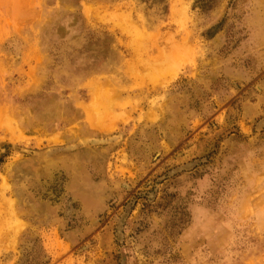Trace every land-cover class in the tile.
<instances>
[{
    "label": "rangeland",
    "instance_id": "obj_1",
    "mask_svg": "<svg viewBox=\"0 0 264 264\" xmlns=\"http://www.w3.org/2000/svg\"><path fill=\"white\" fill-rule=\"evenodd\" d=\"M1 198L0 264H264V0H0Z\"/></svg>",
    "mask_w": 264,
    "mask_h": 264
},
{
    "label": "bare ground",
    "instance_id": "obj_2",
    "mask_svg": "<svg viewBox=\"0 0 264 264\" xmlns=\"http://www.w3.org/2000/svg\"><path fill=\"white\" fill-rule=\"evenodd\" d=\"M176 12V7H172V14ZM143 31H141L142 33ZM173 48L169 49L164 55V57H155L153 64V67H157V62H171V51ZM162 56V55H161ZM159 58V59H158ZM151 66V67H152ZM114 93L112 91L108 92L106 89L101 88V90L96 91L93 96L91 102L86 105L87 112H88V121L93 126H96L97 128L103 127V123L101 122V119L108 117L107 115L109 112L112 113V102H113V96ZM108 111H107V110ZM93 110L97 111V115L93 113ZM98 113H100L98 115ZM100 119V120H99ZM110 127V126H109ZM2 200V198L0 199ZM20 224V220L15 214V209L13 208V202L12 200H6L4 201L3 205L0 204V243L4 241V239H8L11 235L10 230L17 231ZM14 233V232H13ZM16 234L11 237L9 241H12L15 239ZM11 243V242H10ZM253 264H257L256 261L252 262Z\"/></svg>",
    "mask_w": 264,
    "mask_h": 264
}]
</instances>
